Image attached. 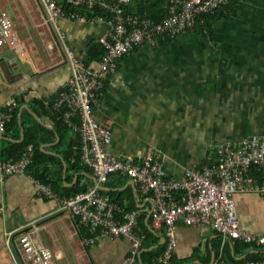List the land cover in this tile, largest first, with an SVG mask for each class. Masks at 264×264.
Returning <instances> with one entry per match:
<instances>
[{
	"label": "crops",
	"instance_id": "obj_1",
	"mask_svg": "<svg viewBox=\"0 0 264 264\" xmlns=\"http://www.w3.org/2000/svg\"><path fill=\"white\" fill-rule=\"evenodd\" d=\"M168 1L131 0L129 10L131 5L137 9H166ZM258 1L240 0L230 19L219 20L218 24L232 26L233 32L217 31L216 24L209 35L187 32L169 42L143 45L124 55L117 70L105 78V88L93 103L97 122L109 123L111 127L112 141L106 146L107 152L142 157L150 148L158 149L164 155L168 175L179 178L186 169L204 167L213 145L237 143L250 136L264 138V108L257 132L236 129L223 136L215 132L214 136V121L219 117L223 123L231 116H224L218 104L244 101V86L230 91V95L236 92L237 100L224 101L220 93V79L226 78L228 71L232 78L234 71H240L239 65L228 66L226 61L220 66L194 62L197 55L204 56L206 51L210 52L207 56L217 54L222 38H235V27L251 19L249 9ZM37 7L43 14L38 0H0V11L9 13L23 44V39L30 38V32L41 24ZM60 25L69 47L85 54L106 30L105 23L63 19ZM51 34L48 48L62 54L52 31ZM190 41L197 43L191 46ZM185 43L190 47L181 46ZM248 51L256 57L250 65L262 72V79L264 46ZM70 77V67L63 58L53 62L32 56L22 61L15 50L0 49V115H10L4 132L0 130V264H35L25 257L17 240L23 227L34 221L41 226L40 240L55 254V264H129L130 257L134 258L133 264H264V245L224 239L210 226L187 225L179 220L170 235L165 223H157L152 196L143 195L129 176L113 174L106 182L97 183L81 159V135L67 123L69 130L59 126L57 120L55 110H61V119L68 116L74 125H80L78 112L68 106H55L56 100L68 91ZM209 98L215 108L201 106L207 105ZM202 120L208 121L207 128ZM76 133L80 135L79 145ZM201 135H205L204 139ZM26 154L30 163L24 171H6V165L19 164ZM37 182L48 185L55 197L40 196ZM96 186L118 207L114 211L116 219L125 213H137L134 231L143 242L135 254L128 239L97 237L66 207L65 199ZM236 202L241 227L253 234L263 233L264 198L256 193H238ZM90 239L94 241L90 243ZM146 243L152 246L146 248Z\"/></svg>",
	"mask_w": 264,
	"mask_h": 264
},
{
	"label": "built area",
	"instance_id": "obj_2",
	"mask_svg": "<svg viewBox=\"0 0 264 264\" xmlns=\"http://www.w3.org/2000/svg\"><path fill=\"white\" fill-rule=\"evenodd\" d=\"M233 1L236 0H169L173 13L156 21L131 12V0H38L45 22L71 71L68 91L56 100L55 106H68L72 112L79 113V126L68 116L63 120L81 135V159L97 183L106 182L113 174L135 180L143 195L152 196L157 223H165L172 236L175 223L182 220L187 225L210 226L224 239L264 245V233L253 234L241 227L236 202L238 193H256L264 198L263 137L250 136L237 143L213 145L204 167L186 169L181 177L175 178L168 175L164 155L158 149L150 148L142 157L115 156L107 152L106 146L112 141L110 124H99L94 116L93 103L102 91L104 80L117 70L124 55L143 45H158L162 37L174 40L192 30L199 16L214 13ZM63 19L106 24V30L98 39L105 53L98 62L88 66L86 54L69 47L60 25ZM2 47L25 57V45L16 35L13 19L6 11H0V49ZM8 117L10 115H0L2 132ZM28 157L26 154L19 164L6 165V171H24L30 163ZM37 184L40 196L55 197L48 185ZM64 203L97 237H125L132 244L133 254L142 245L143 238L134 231L137 213H125L121 219H116L114 211L118 207L98 186L65 199ZM40 228L35 221L23 227L17 235L20 249L35 264H55L54 252L40 240ZM172 245L170 243V250ZM133 262L134 258L130 257L129 264Z\"/></svg>",
	"mask_w": 264,
	"mask_h": 264
},
{
	"label": "rangeland",
	"instance_id": "obj_3",
	"mask_svg": "<svg viewBox=\"0 0 264 264\" xmlns=\"http://www.w3.org/2000/svg\"><path fill=\"white\" fill-rule=\"evenodd\" d=\"M24 1L26 0H20V3ZM263 6L264 0H259L256 6L254 4L249 9V12L252 10L250 13L251 19L247 21L244 20L240 25H237L235 27V33H237L235 34V38L230 39L229 41H227V39L225 38H222L220 40V45L218 46L217 50L218 53H215L216 55L214 54L213 56H207V54H209L210 52L206 51L204 56L197 55L194 59V62L200 61L204 64L218 65L223 62L225 63L226 61V64L228 66L239 65L240 71H234L235 73L232 78H230V72L228 71V74L225 73L227 77L220 79V93L224 95V101H226L228 98L229 100L231 98L237 100L238 96L235 94L236 92H233V94L230 95V91H233L234 87L236 88L237 86L241 85L244 86V94L242 97L244 101L242 103L226 101L223 104H218L223 108L222 114H224V116H229L230 114L231 116L226 117L225 121L223 120L224 124L221 123V120H218L219 117L214 121L215 123L212 126L214 136L215 132H217V134H220V136H223L227 135L228 132H235L236 129L239 131L244 129L246 132H248V129L255 132L260 129H258L259 123L261 121L259 119V117L261 116L260 111H262V108H264V75L262 79H259V77L262 75V72L253 69V67L250 65V63H253L252 59L256 57L248 54L251 52H246V50H250L252 47H256L258 45L264 46V20L261 19L264 18V8H262ZM7 10H9V7H7ZM37 10L39 12L38 16L39 22L41 24L39 27L30 32V34L32 35L30 38L23 39L24 45L27 46L25 59L36 56L38 58L52 60L53 62H55V60H62L63 56L62 54H60L61 52L59 53L57 49L50 50L48 48V43L52 40V34L49 27L44 23L43 14L40 12V9L38 7ZM239 19H241V17H238L237 20ZM253 20L254 22H252ZM225 25L223 23L218 24V26H216L217 31H234L232 26L227 27ZM261 33H263V35L258 36ZM246 35H248V37H245ZM190 43L192 46L197 43V41H190ZM228 44H230V47H228ZM181 46L184 48L190 47L189 43H185ZM238 47H240V49H238ZM20 60L24 61V58L22 59L20 57ZM242 66H246V69L248 68L249 70L247 69L246 71H243L241 69ZM211 100L212 98H209L208 103H206L207 105L202 104L201 106H204L206 108L208 106H213V108H215L216 104L212 105ZM263 114L264 112L262 113V116ZM206 120H202V125L204 126V128L208 127V121ZM204 136L205 135H201L202 139H204Z\"/></svg>",
	"mask_w": 264,
	"mask_h": 264
},
{
	"label": "trees",
	"instance_id": "obj_4",
	"mask_svg": "<svg viewBox=\"0 0 264 264\" xmlns=\"http://www.w3.org/2000/svg\"><path fill=\"white\" fill-rule=\"evenodd\" d=\"M238 2H240V0L233 1V2L229 3L228 5L216 10L214 13H207V14H203V15L199 16L197 21H196V24L193 27V29L189 30L188 32H196V33L202 32V33H205L206 35H209L213 31L214 26L219 22V20H221L223 18L224 19H230L235 14L234 5ZM168 3H169V1H168ZM140 7L141 8L138 7V9H137L136 6L131 5L130 11H132L133 13L146 15V16H148V17H150L156 21H160L163 18H165V17H167L173 13V9H172L170 4H169V6H167L166 9H161L160 6H156V7H154V6H150V7L140 6ZM170 40H173V39H171L170 37L159 38L160 44L169 42ZM104 53H105V49L102 47L101 44H99L98 41L92 42L89 45L88 51H87L86 56H85L86 64L89 66V64H91L93 62H98L102 58ZM106 79L104 80V86L102 88V91L105 88ZM50 106L53 107L52 105H50ZM53 110H55V109L53 108ZM55 111L58 115L57 120L59 121V124H60L59 126L65 127L66 130H69L70 127L63 121V119H61L62 116L59 114V112L61 110H55ZM76 134L78 135L76 137V139H78L77 145H79V136L80 135L78 133H76ZM208 154H209V152H208ZM253 172H255V170H253ZM83 191H85V190H83ZM114 200H116V199H114ZM116 201L119 203L118 200H116ZM146 242H148V241H146ZM144 246L147 248V247H151L152 245H151V243L150 244L146 243V245H144Z\"/></svg>",
	"mask_w": 264,
	"mask_h": 264
},
{
	"label": "water",
	"instance_id": "obj_5",
	"mask_svg": "<svg viewBox=\"0 0 264 264\" xmlns=\"http://www.w3.org/2000/svg\"><path fill=\"white\" fill-rule=\"evenodd\" d=\"M246 230V229H245ZM248 231V230H247ZM248 232H250V231H248ZM252 233V232H251ZM264 233V232H263ZM256 234V233H255Z\"/></svg>",
	"mask_w": 264,
	"mask_h": 264
}]
</instances>
